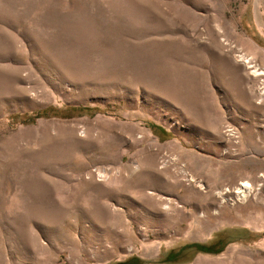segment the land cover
Here are the masks:
<instances>
[{"label":"rangeland","instance_id":"rangeland-1","mask_svg":"<svg viewBox=\"0 0 264 264\" xmlns=\"http://www.w3.org/2000/svg\"><path fill=\"white\" fill-rule=\"evenodd\" d=\"M253 64L264 0H0V264H264Z\"/></svg>","mask_w":264,"mask_h":264},{"label":"bare ground","instance_id":"bare-ground-1","mask_svg":"<svg viewBox=\"0 0 264 264\" xmlns=\"http://www.w3.org/2000/svg\"><path fill=\"white\" fill-rule=\"evenodd\" d=\"M240 58L244 63H250V58L245 57V56H241ZM251 66H253V68H255V70H253L255 73H258V74L264 73V70L262 68H260V66H256L254 64ZM101 171H102V169H99V168L94 169V172H96V173L98 172L97 174L100 177L103 176V174L100 175ZM189 180L193 183V185H195L194 182H196V183L198 182V181H194L195 179L193 176H190ZM253 192H254V190H253L252 184L248 181H245V182L241 183L240 187H237L234 189L226 188V189H223L222 191H218L216 193V196L220 199L221 203H224L227 201V199H229L228 197H230L232 195L237 200H245L248 196L252 195ZM215 212H217V211H215ZM200 216H205V215L201 214ZM203 221H205V220H203ZM220 263H222V262L219 260H215V259L208 260L205 258H200L197 260V264H220ZM243 264H248V263H243Z\"/></svg>","mask_w":264,"mask_h":264},{"label":"trees","instance_id":"trees-1","mask_svg":"<svg viewBox=\"0 0 264 264\" xmlns=\"http://www.w3.org/2000/svg\"><path fill=\"white\" fill-rule=\"evenodd\" d=\"M203 248L208 249L207 251H213L211 248L207 246H203ZM120 264H143V263L138 258H131V259L121 262Z\"/></svg>","mask_w":264,"mask_h":264},{"label":"crops","instance_id":"crops-1","mask_svg":"<svg viewBox=\"0 0 264 264\" xmlns=\"http://www.w3.org/2000/svg\"><path fill=\"white\" fill-rule=\"evenodd\" d=\"M260 65V64H259ZM261 66V65H260Z\"/></svg>","mask_w":264,"mask_h":264}]
</instances>
